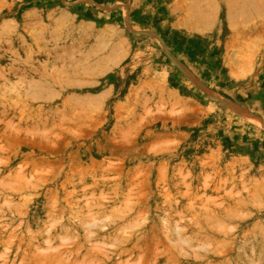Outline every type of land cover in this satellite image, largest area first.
<instances>
[{"label": "rangeland", "instance_id": "1", "mask_svg": "<svg viewBox=\"0 0 264 264\" xmlns=\"http://www.w3.org/2000/svg\"><path fill=\"white\" fill-rule=\"evenodd\" d=\"M38 261L264 264V0H0V264Z\"/></svg>", "mask_w": 264, "mask_h": 264}, {"label": "bare ground", "instance_id": "2", "mask_svg": "<svg viewBox=\"0 0 264 264\" xmlns=\"http://www.w3.org/2000/svg\"><path fill=\"white\" fill-rule=\"evenodd\" d=\"M5 24H6V23H5ZM61 24H62V23H61ZM4 27H5V26H4ZM4 29H5V28H4ZM110 35H111V34H110ZM116 61H117V60H116ZM96 69H98V68H96ZM103 72H104V71H103ZM106 72H107V71H106ZM42 159H43V158H42ZM187 195H188V194H187ZM184 197H185V196H184ZM226 199H227V198H226ZM228 199H229V198H228ZM235 202H236V201H235ZM241 202H242V201H240V203H241ZM222 203H223V202H222ZM217 204H218V203H217ZM217 204H215V205H217ZM235 204H237V203H235ZM240 205H241V204H240ZM244 205H245V204H243L242 206L244 207ZM189 206H190V205H189ZM219 206H220V204L218 205V207H219ZM245 207H246V206H245ZM209 211H210V210H209ZM227 211H228V210H227ZM230 211L232 212V210H230ZM205 212H206V211H205ZM222 214H223V213H222ZM211 219H212V218H211ZM214 219H216V218H214ZM234 219H236V218H234ZM204 220H205V217H204ZM208 220H209V219H208ZM206 221H207V220H206ZM238 221H239V220H238ZM256 224H257V223H256ZM256 224H255V225H256ZM193 227L196 228V226H193ZM209 227H210V226H209ZM212 227H213V226H212ZM212 227H211V229H212ZM211 229H210V230H211ZM214 229H215L214 231H217L216 228H214ZM218 231H219V230H218ZM225 231H226V230H225ZM226 232H228V230H227ZM140 252H141V251H140ZM161 254H162V253H161ZM43 257H44V256H43ZM55 257H56V256H55ZM36 258H37V257H36ZM45 258H46V257H45ZM45 258H42V259H45ZM47 259H48V258H47ZM171 259H172V257H171ZM32 260H33V259H32ZM34 260H35V259H34ZM34 260H33V261H34ZM40 262H41V261H40ZM38 264H39V261H38Z\"/></svg>", "mask_w": 264, "mask_h": 264}]
</instances>
